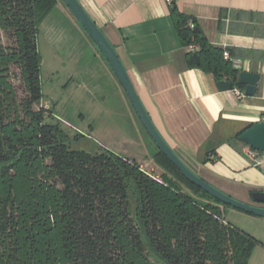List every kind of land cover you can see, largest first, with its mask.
<instances>
[{"label": "trees", "instance_id": "obj_1", "mask_svg": "<svg viewBox=\"0 0 264 264\" xmlns=\"http://www.w3.org/2000/svg\"><path fill=\"white\" fill-rule=\"evenodd\" d=\"M56 3L0 0V31L11 39L0 43V264H247L258 240L225 221L219 205H227L157 148L159 175L101 146L71 148L83 135L69 140L45 122L49 109L34 108L42 97L36 36ZM168 12L187 65L243 91L196 18L175 0Z\"/></svg>", "mask_w": 264, "mask_h": 264}, {"label": "crops", "instance_id": "obj_2", "mask_svg": "<svg viewBox=\"0 0 264 264\" xmlns=\"http://www.w3.org/2000/svg\"><path fill=\"white\" fill-rule=\"evenodd\" d=\"M78 1L115 48L144 109L176 156L204 181L251 203V192L264 190V170L254 165L249 147L236 134L264 122V0H175L213 45L241 60V71L259 75L255 94L240 98L234 89L218 90L211 74L187 65V49L179 43L166 0ZM99 55L108 77L118 81ZM136 131L140 143L145 141L142 130ZM156 148L153 143L150 153ZM145 161L137 162L152 166ZM219 206L225 221L226 214L239 213ZM258 249L256 264H264V243Z\"/></svg>", "mask_w": 264, "mask_h": 264}, {"label": "rangeland", "instance_id": "obj_3", "mask_svg": "<svg viewBox=\"0 0 264 264\" xmlns=\"http://www.w3.org/2000/svg\"><path fill=\"white\" fill-rule=\"evenodd\" d=\"M0 43H11L9 36L1 31ZM36 44L40 54L42 97L34 108L49 109L45 122L58 124L69 140L82 134V137L72 141L73 149L96 152L101 146L133 157L136 161L152 162L156 172H162V167L151 158L149 147L153 146L152 140L121 85L108 77L98 49L62 0H57L42 21ZM12 70L18 75L17 69ZM13 83L18 97H23L22 84L17 76ZM136 126L143 132L145 141L142 140V143ZM152 166L142 164L141 168L154 174L155 171L150 169ZM225 208L231 212H239L237 215L226 214L227 221L258 240L259 243L254 246L247 263L256 264L258 248L264 243V217L229 205Z\"/></svg>", "mask_w": 264, "mask_h": 264}, {"label": "water", "instance_id": "obj_4", "mask_svg": "<svg viewBox=\"0 0 264 264\" xmlns=\"http://www.w3.org/2000/svg\"><path fill=\"white\" fill-rule=\"evenodd\" d=\"M62 1L110 66L112 72L124 90L139 121L143 125L148 136L157 149L168 158V160L190 183L197 186L216 200L246 213L264 217V190H255L251 192V203L242 202L220 191L216 187L201 179L176 156L170 146L159 134L148 113L144 109L129 79L127 71L124 68V65L122 64L113 45L108 41L104 33L86 13L78 0ZM193 58L195 63H197V56L194 55ZM258 81L259 75L257 73L247 72L244 70L238 73V82L244 86V95H254ZM216 87L220 91H227L232 89V83L229 80H219L216 82ZM237 139L240 142L246 144L250 149L264 153V122H254L249 124L240 131Z\"/></svg>", "mask_w": 264, "mask_h": 264}, {"label": "built area", "instance_id": "obj_5", "mask_svg": "<svg viewBox=\"0 0 264 264\" xmlns=\"http://www.w3.org/2000/svg\"><path fill=\"white\" fill-rule=\"evenodd\" d=\"M166 2L169 4L170 0H166ZM223 56L225 59L230 61L232 68H234L238 72L241 71L242 65H241V60L239 58L231 56L228 50L223 51ZM234 91L238 98L243 96V91H239L238 89L235 88ZM248 155L254 161L255 166H259L264 170V153H260L258 151L249 148Z\"/></svg>", "mask_w": 264, "mask_h": 264}]
</instances>
